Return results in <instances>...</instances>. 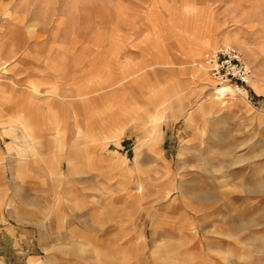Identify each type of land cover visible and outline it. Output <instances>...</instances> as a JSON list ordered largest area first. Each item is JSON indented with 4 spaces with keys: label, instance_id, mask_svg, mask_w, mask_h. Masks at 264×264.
<instances>
[{
    "label": "rangeland",
    "instance_id": "obj_1",
    "mask_svg": "<svg viewBox=\"0 0 264 264\" xmlns=\"http://www.w3.org/2000/svg\"><path fill=\"white\" fill-rule=\"evenodd\" d=\"M0 196V264H264V0H0Z\"/></svg>",
    "mask_w": 264,
    "mask_h": 264
},
{
    "label": "built area",
    "instance_id": "obj_2",
    "mask_svg": "<svg viewBox=\"0 0 264 264\" xmlns=\"http://www.w3.org/2000/svg\"><path fill=\"white\" fill-rule=\"evenodd\" d=\"M206 69L213 81L238 94L247 92L254 77L253 69L244 62L242 52L229 45L222 46L209 55Z\"/></svg>",
    "mask_w": 264,
    "mask_h": 264
},
{
    "label": "crops",
    "instance_id": "obj_3",
    "mask_svg": "<svg viewBox=\"0 0 264 264\" xmlns=\"http://www.w3.org/2000/svg\"><path fill=\"white\" fill-rule=\"evenodd\" d=\"M114 23H115V21H114ZM121 26H123V25H121ZM120 25H117L116 23L114 24V26H112V28H113V30L112 31H114V32H116L117 33V35H114V36H111V37H109V38H111V42L110 43H113L114 41H116V37L118 36L119 37V39H118V41L120 40H122V35H121V33L120 32H122V30H123V28L121 27ZM122 30H121V29ZM118 34H120V35H118ZM129 53V52H128ZM204 70V69H203ZM205 72H206V70H205ZM196 76H197V78L201 81V82H206V77H205V75H204V73L202 72V71H197L196 72ZM34 91L35 92H37L35 89H34ZM154 120L155 121H157V120H160V117H158V116H156V117H154ZM21 126L22 127H24V129H23V132L24 133H28L29 131L27 130V128H25V125L24 124H21ZM11 129H14V127H11ZM155 131H156V129H155ZM31 133H32V131H31ZM30 133V134H31ZM29 134V133H28ZM27 134V135H28ZM53 135V137H58L59 135H60V131L58 130V131H56L54 134H52ZM11 149V148H10ZM39 152H40V149L38 150ZM19 153H20V155L22 156V154H25V150H19ZM27 153V152H26ZM19 192V191H18ZM5 200V198H4V196H0V210H2L3 209V207H6L8 210H12V211H14L15 212V214H17L18 216L22 213L20 210H19V208L16 206V204H15V202L13 201V199L12 198H10L9 200H8V203L6 204V205H4V201ZM31 202H33L34 204H37V200L35 199V198H33L32 199V201ZM23 214V213H22ZM90 245L91 244H88L87 242H86V240L84 239V242H81V244L79 245V248L78 247H73V249L74 250H78V251H76V252H78V254H80V255H82L81 254V252L83 253V254H85L84 255V257L86 258L87 257V259L89 260V259H93L94 261H95V264H106L107 262L105 261V260H103V256H105L104 255V252H102L100 249H98V248H96L95 246H91L90 247ZM86 248L89 250H87L86 251ZM83 250L85 251V252H83ZM108 262H110L109 260H108Z\"/></svg>",
    "mask_w": 264,
    "mask_h": 264
},
{
    "label": "bare ground",
    "instance_id": "obj_4",
    "mask_svg": "<svg viewBox=\"0 0 264 264\" xmlns=\"http://www.w3.org/2000/svg\"><path fill=\"white\" fill-rule=\"evenodd\" d=\"M125 22H127V21H126L124 18H122V17L119 18V23H120L119 25H121V24H124V25H125V24H126ZM127 24H128V23H127ZM227 90H228V91H231V90L229 89V87H222L221 89H218L217 92H218L220 95H223V93H224L225 91H227ZM242 95H244V94H241V93H240V96H242Z\"/></svg>",
    "mask_w": 264,
    "mask_h": 264
}]
</instances>
